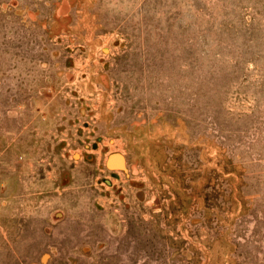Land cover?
<instances>
[{"label":"rangeland","instance_id":"obj_1","mask_svg":"<svg viewBox=\"0 0 264 264\" xmlns=\"http://www.w3.org/2000/svg\"><path fill=\"white\" fill-rule=\"evenodd\" d=\"M0 264H264V0H0Z\"/></svg>","mask_w":264,"mask_h":264}]
</instances>
